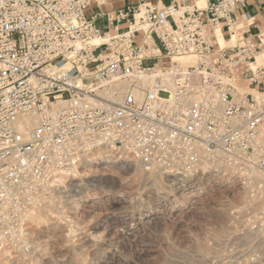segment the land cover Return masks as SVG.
<instances>
[{"label": "built area", "instance_id": "2783aa9c", "mask_svg": "<svg viewBox=\"0 0 264 264\" xmlns=\"http://www.w3.org/2000/svg\"><path fill=\"white\" fill-rule=\"evenodd\" d=\"M92 1L0 0V263L30 253L35 221L62 219L55 189L104 149L186 195L204 176L234 179L236 250L264 264V46L229 44L245 0H138L104 31Z\"/></svg>", "mask_w": 264, "mask_h": 264}, {"label": "rangeland", "instance_id": "374dc122", "mask_svg": "<svg viewBox=\"0 0 264 264\" xmlns=\"http://www.w3.org/2000/svg\"><path fill=\"white\" fill-rule=\"evenodd\" d=\"M198 183L183 194L129 154L99 149L55 189L62 219L35 221L30 253L0 264H252L233 232L240 187L215 174Z\"/></svg>", "mask_w": 264, "mask_h": 264}, {"label": "crops", "instance_id": "0c3cea01", "mask_svg": "<svg viewBox=\"0 0 264 264\" xmlns=\"http://www.w3.org/2000/svg\"><path fill=\"white\" fill-rule=\"evenodd\" d=\"M156 9H163L169 6L172 2H176L181 7L202 8L211 0H149ZM138 0H93L89 8L86 10L87 17H96L95 25L97 29L100 26L106 30V16L115 14L120 10H124L127 6H135ZM203 4L202 7L199 4ZM264 15V0H245L244 8L238 7L235 11L236 25L245 24L249 19L257 18ZM174 20H171L173 23ZM235 25V26H236ZM125 27H123L124 29ZM100 30V29H99ZM101 30V31H104ZM264 27L257 25L250 26L247 31L242 33V39H247L253 44L259 42V36L263 32ZM225 36V32H224ZM227 41L226 39H224Z\"/></svg>", "mask_w": 264, "mask_h": 264}, {"label": "bare ground", "instance_id": "6f19581e", "mask_svg": "<svg viewBox=\"0 0 264 264\" xmlns=\"http://www.w3.org/2000/svg\"><path fill=\"white\" fill-rule=\"evenodd\" d=\"M91 3H92V2H91ZM199 6L202 7L203 4L200 3ZM204 7H205V6H204ZM253 25H257V26L263 28V27H264V15H260V16H258V17L255 18V19L251 18V19H249V21L246 22L245 24L240 23V24L236 25V26L231 30V31H232V33H231V41H230L229 44H232V45L237 44L238 42H236V41H237L236 39L242 38V33L245 32V31H247V29H248L250 26H253ZM262 33H263V32H262ZM262 33L260 34L259 37H264V35H262ZM226 43H227V41H225V40L223 39L222 34H221L220 32L217 31V32L215 33V38H214V46H215V48H216V49H220V48L226 47V46L228 45V44H226ZM260 55H261V56L264 55V47H263V51L260 53ZM261 59H262V58H261ZM192 60H193L192 58H183V59L180 60V62H181V63H184V64H187V63L192 62ZM161 61H162V63H163L164 65H169L170 62H171V60H169V59H167V58H163ZM21 120H22V124H24V126H28V127L32 126L33 123H34V121H33L32 119L28 118V117L22 118ZM258 131H259L260 138H261V140H262V142H263V145H264V121H263V122L261 123V125L259 126ZM103 152H104V151H103ZM106 152H108V151H106ZM106 154H107V153H106ZM59 182H60V181L57 180V181H55L54 183H59ZM77 197L81 198L80 195L77 196ZM77 197H76V198H77ZM74 201H75V200H74ZM63 223H64V222H63ZM65 223L67 224L68 222L65 221ZM37 224H39V223H37ZM72 233H73V232H72Z\"/></svg>", "mask_w": 264, "mask_h": 264}]
</instances>
